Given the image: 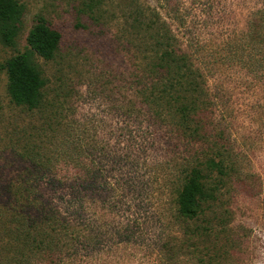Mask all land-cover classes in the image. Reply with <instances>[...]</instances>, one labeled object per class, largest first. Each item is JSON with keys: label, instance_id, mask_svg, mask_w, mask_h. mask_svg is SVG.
Masks as SVG:
<instances>
[{"label": "rangeland", "instance_id": "1", "mask_svg": "<svg viewBox=\"0 0 264 264\" xmlns=\"http://www.w3.org/2000/svg\"><path fill=\"white\" fill-rule=\"evenodd\" d=\"M88 1L19 0L22 31L13 48L0 45V66L24 50L36 16L59 33L60 45L52 60L33 59L46 82L40 109L9 101L0 67V199L35 175L18 153L42 147L58 154L68 128L79 138L85 163L97 169L90 174L86 204L89 220L102 233L100 255L78 264L195 263L186 256L166 259L160 248L181 239L183 224L175 221L173 202L183 173L213 152L209 144L192 143L158 123L147 110L149 95L140 89L149 79L140 75L152 64L151 38L135 30L134 16L137 9L144 15L155 9L204 76L205 133L213 141L223 132L220 149L233 163L221 189L229 214L213 246V264H264V87L225 58L222 42L245 31L256 0H169L167 8L165 0H91L98 4L81 12ZM181 17L184 24L178 26ZM68 155L59 158L69 163L66 171L54 177L72 179ZM49 195L57 203L58 195Z\"/></svg>", "mask_w": 264, "mask_h": 264}, {"label": "trees", "instance_id": "2", "mask_svg": "<svg viewBox=\"0 0 264 264\" xmlns=\"http://www.w3.org/2000/svg\"><path fill=\"white\" fill-rule=\"evenodd\" d=\"M94 3L89 0L80 11L91 12ZM169 4L165 0L163 8ZM249 11L245 31L232 32L222 39L228 52L225 58L264 87V0H256ZM143 13V9H137L134 20L135 30L148 32L151 38L152 64L143 71L145 75H140L149 79L140 90L149 95L146 104L151 118L165 122L192 143L209 144L213 152L203 164L196 162L183 173L173 202L175 221L183 224L179 228L181 239L162 245L160 252L169 260L186 256L195 261L191 264H213L217 254L213 246L229 214L221 205L226 194L221 189L226 187L233 163L220 149L223 132L214 134L213 141L206 136L203 116L208 110L209 92L204 76L181 51L174 31L159 13L155 9L148 15ZM22 16L19 0H0V45L15 46L22 31ZM176 23L181 26L184 20L181 17ZM59 45V33L36 16L24 50L0 66L6 77V95L13 105L28 110L42 107L46 82L33 59L52 60ZM57 114L55 107L54 116ZM67 129L61 135L58 154L49 155L42 147L18 153L35 175L14 185L5 201L0 199V264H78L102 252L101 227L89 220L86 204L93 185L90 176L97 169L85 163L79 138ZM68 153L65 158L71 162L72 179L54 177L66 171L63 168L69 163L59 158ZM175 174L180 175L173 171ZM42 182L49 192L42 190ZM49 194L58 195L57 203ZM200 244H205L204 248Z\"/></svg>", "mask_w": 264, "mask_h": 264}]
</instances>
